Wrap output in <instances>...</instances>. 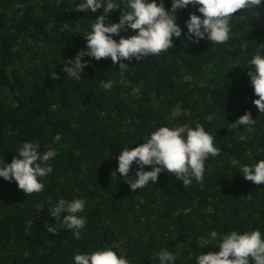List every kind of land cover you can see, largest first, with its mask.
Wrapping results in <instances>:
<instances>
[{
	"label": "trees",
	"instance_id": "16d2710c",
	"mask_svg": "<svg viewBox=\"0 0 264 264\" xmlns=\"http://www.w3.org/2000/svg\"><path fill=\"white\" fill-rule=\"evenodd\" d=\"M79 2L0 0V159L10 164L25 141L39 144L41 153H58L41 192L28 196L0 178V264H74L76 253L109 247L130 264H159L163 249L176 255L175 264H195L196 256L220 250L208 243L211 230L264 233V184L240 173L241 165L264 159V114L253 103L258 97L248 75L252 55H264V3L255 12L234 13L230 39L216 45L187 39L185 22L200 15L199 5L178 9L182 36L173 37V48L125 60L126 70L110 58L85 56L77 82L62 70L86 48L84 33L103 14L77 12ZM171 2L163 0L166 10ZM120 15L114 10L109 22L118 23ZM102 80L112 89L104 90ZM248 112L257 120L251 131L230 127ZM197 123L220 149L205 161L202 183L185 188L165 171L133 192L126 180L135 178V162L128 177L112 176L123 148L142 145L160 126ZM59 198L86 201L81 238L49 214ZM46 224L59 230L50 233Z\"/></svg>",
	"mask_w": 264,
	"mask_h": 264
},
{
	"label": "clouds",
	"instance_id": "9594fccd",
	"mask_svg": "<svg viewBox=\"0 0 264 264\" xmlns=\"http://www.w3.org/2000/svg\"><path fill=\"white\" fill-rule=\"evenodd\" d=\"M264 3V0H172L171 9L166 10L163 0H80L76 5L77 12L96 13L103 9V14L91 24V28L84 33L86 48L81 50L74 59L66 62L63 73L79 82L85 66L89 61L83 57L95 59L110 58L113 65L120 70H126L125 60L141 61L148 56L158 57L174 47L173 37L181 38L182 29L177 23L175 13L178 9L199 5L196 13H191L185 22L187 39L194 43L207 39L212 43L224 44L232 34L230 21L238 10L254 11ZM119 9L121 15L118 23L109 22L108 17L114 10ZM71 24L64 23L63 29L71 31ZM132 30L135 34L120 36L121 31ZM119 36V40L114 39ZM250 65L248 75L254 94L258 97L253 103L259 112L264 114V55L256 53L248 61ZM53 79L59 76L53 72ZM104 90H111V81H100ZM212 115L207 119L212 120ZM251 113H245L230 125L232 129L245 128L249 131L256 124ZM214 136L197 123L195 127L181 125L177 127L160 126L152 131L146 141L135 148L125 147L116 157L118 168L112 176L128 177L135 162L139 170L134 179H127L133 192L141 190L155 183L163 172L175 174L183 185L189 187L193 180L202 183L205 179V161L220 154V149L214 145ZM39 144L23 142L18 148L17 156L10 164L0 159V178L14 181L18 188L28 196L41 192L44 188L43 178L53 173V166L49 163L58 153L49 149L41 153ZM145 166H152V170L145 171ZM240 173L244 179L256 185L264 184V159L252 164L240 166ZM51 204V202H49ZM86 201L82 198L71 200L59 198L49 208V214L56 218L62 229L71 231L72 235L81 238V230L86 227L87 219L79 215L84 212ZM63 220L61 221V215ZM33 223H26L25 231L32 229ZM57 225L46 224L50 233H56ZM209 245H215L218 252H208L195 257V264H264V233L260 229L245 231H231L221 235L216 230L208 233ZM159 264H175L176 255L167 249L157 254ZM74 264H130L129 260L118 255L112 248H103L89 253H76Z\"/></svg>",
	"mask_w": 264,
	"mask_h": 264
}]
</instances>
